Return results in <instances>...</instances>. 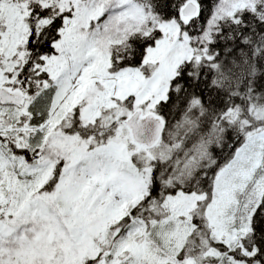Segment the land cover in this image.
Listing matches in <instances>:
<instances>
[{"label": "snow or ice", "instance_id": "snow-or-ice-1", "mask_svg": "<svg viewBox=\"0 0 264 264\" xmlns=\"http://www.w3.org/2000/svg\"><path fill=\"white\" fill-rule=\"evenodd\" d=\"M0 264H264V0H0Z\"/></svg>", "mask_w": 264, "mask_h": 264}]
</instances>
